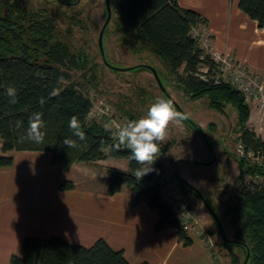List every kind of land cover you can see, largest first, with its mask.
I'll use <instances>...</instances> for the list:
<instances>
[{"label":"trees","instance_id":"1","mask_svg":"<svg viewBox=\"0 0 264 264\" xmlns=\"http://www.w3.org/2000/svg\"><path fill=\"white\" fill-rule=\"evenodd\" d=\"M108 1L111 12L116 11L130 27L134 43L146 47L191 99L206 95L210 108L219 112L226 104L234 106L239 145L245 152H252L261 163L232 155L239 169V181L234 195L224 203L223 215L234 234L232 238L225 235L229 242L221 239V245L227 252L229 264H242L247 252V264H264V140L246 127L250 107L242 96L227 84H214L211 72H202L203 67L211 70L215 64L201 46L199 37L194 36L193 29L206 25L207 20L195 11L181 8L176 0ZM238 9L255 21L259 29H264V0H238ZM54 28L50 17L35 15L20 4L0 0V167L10 166L13 160L6 154L18 151L49 152L52 163L62 168L75 163L125 159L127 171L111 172L106 195L119 193L126 186L130 190L131 207L145 204L156 212L155 231L174 227L183 246H189L191 240L183 233L181 222L164 199L155 176L149 173L138 180L134 171L141 165L130 158L127 146L117 147L112 130L90 117L92 100L86 88L93 84L96 75L92 72L87 75L86 61L74 56L63 42L53 39ZM139 69L144 67L132 68ZM156 71L161 80L160 76L165 74ZM80 72H83L82 78L73 81L71 73ZM9 86L17 89L14 103L6 94ZM36 112L42 113L45 121V137L40 144L25 139L29 117ZM72 116L78 117L86 140L80 141L72 135L68 127ZM18 122H21L20 127H17ZM65 138L75 140L77 146L66 147ZM256 176L261 177L256 185L244 184L246 177ZM174 182L185 196L190 193L197 197L189 187ZM73 188L69 181L57 185L61 191ZM205 199L212 207L206 196ZM217 216L222 224L221 217ZM10 264L129 263L122 251L111 249L103 240L85 248L51 237L47 240L25 238L22 255H13Z\"/></svg>","mask_w":264,"mask_h":264},{"label":"crops","instance_id":"2","mask_svg":"<svg viewBox=\"0 0 264 264\" xmlns=\"http://www.w3.org/2000/svg\"><path fill=\"white\" fill-rule=\"evenodd\" d=\"M176 1L207 20L193 34L199 32L203 38L205 33L210 52L229 54L254 73L264 74V29L238 9V0ZM249 107L248 123L258 133L260 118ZM6 156L13 161L0 167V264H10L13 255H22L25 238L51 237L85 248L103 240L111 249L122 251L129 264H229L223 258L215 262L194 235H187L191 244L185 247L176 228L155 231L156 212L145 204L131 207L126 186L106 195L111 172L127 171L125 159L62 168L52 163L49 152L18 151ZM82 179L85 182L79 183ZM64 181L72 182L74 188L58 190Z\"/></svg>","mask_w":264,"mask_h":264},{"label":"rangeland","instance_id":"3","mask_svg":"<svg viewBox=\"0 0 264 264\" xmlns=\"http://www.w3.org/2000/svg\"><path fill=\"white\" fill-rule=\"evenodd\" d=\"M1 1L20 4L35 15L50 17L53 20L55 26L53 39L63 42L74 56L86 61L87 75L91 72L96 75V80L86 89L89 90L93 104L99 106L102 103L110 107L111 118L105 117L99 120L110 130L113 127L109 121L112 120L120 127L129 120L144 116L150 104L157 97L165 98L147 69L132 70V68L152 66L165 74L160 77L168 87L166 90L189 119L203 131L210 145L209 150H212V156L197 130L182 121L179 124L169 125L167 138L160 143V151L156 160L162 166L163 172L170 177H172L171 166L177 162L176 173L206 196L216 214L221 217L226 237L232 238L234 230L224 217L223 211L224 203L234 195L239 181V169L232 157L235 155L239 158L237 151L239 149L238 120L234 106L226 104L223 111L219 112L210 108L209 98L206 95L191 99L183 88L176 85L173 76L168 75L163 65L146 47L134 43L130 27L126 21L119 18L116 11L111 12L108 27L103 34L104 57L113 68L130 70L114 71L108 68L103 63L98 48V35L107 17L104 0ZM113 3L112 1V8H114ZM202 34L203 38L200 37V42L209 51L210 42L208 38H204L205 33ZM194 36L199 37V32ZM207 50L206 52L211 57L216 54ZM235 62L243 64L237 59ZM206 71L207 68L203 67L202 72L206 73ZM71 74L73 81H79L83 72ZM246 127L253 131L255 128L253 123L248 122ZM255 135L258 136L256 133ZM262 137L264 139V135ZM254 158H256L255 155L250 158L246 156V160L251 163H261V160ZM213 159L212 164L206 166H197L188 162L209 163ZM180 160L181 162L178 163ZM260 181L259 176L246 177L244 184L256 185ZM83 182L85 181L82 179L79 183ZM187 197L199 208L200 224L214 238L219 257L229 262L227 252L221 245L222 238L218 228L202 202L190 193Z\"/></svg>","mask_w":264,"mask_h":264},{"label":"built area","instance_id":"4","mask_svg":"<svg viewBox=\"0 0 264 264\" xmlns=\"http://www.w3.org/2000/svg\"><path fill=\"white\" fill-rule=\"evenodd\" d=\"M203 48L206 49V46H203ZM211 59L215 66L211 70L207 69L206 73L211 72L214 84L224 83L229 85L242 96L248 106L254 108L261 123L256 134L262 137L264 135V74L252 73L243 64L235 62V58L229 54H213ZM110 113L109 106H105L102 103L96 106L92 102L89 113L90 117L96 118L97 120L105 117H109L110 119ZM109 122L113 127L111 129L113 136L117 137L119 126L115 125L112 120ZM238 148L239 158L246 159V156L250 158L254 155L252 152H245L241 145ZM254 159L258 160V158ZM152 168L155 170L150 172V174L155 176L164 199L173 207L174 212L181 222L183 233L186 236L194 235L199 238L204 243L213 260L218 263L220 257L217 244L208 230L201 226L199 208L191 203L188 197L180 191L174 180L163 172V168L158 160H155Z\"/></svg>","mask_w":264,"mask_h":264},{"label":"clouds","instance_id":"5","mask_svg":"<svg viewBox=\"0 0 264 264\" xmlns=\"http://www.w3.org/2000/svg\"><path fill=\"white\" fill-rule=\"evenodd\" d=\"M7 96L15 102L17 89L9 86L6 89ZM188 118V115L178 111L171 98L157 97L147 109L144 116L139 119L129 120L118 128L117 147L126 145L131 152V159H134L141 167L135 169L134 175L141 180L145 175L154 171L152 168L158 158L160 143L167 138V130L170 124H179ZM21 122L17 123V127ZM68 127L72 130V135L80 141L86 140V134L82 130L81 123L76 116H72L68 122ZM45 121L43 114L36 112L29 117L25 139L40 144L45 137ZM63 143L68 148L77 146L75 140L65 138Z\"/></svg>","mask_w":264,"mask_h":264},{"label":"water","instance_id":"6","mask_svg":"<svg viewBox=\"0 0 264 264\" xmlns=\"http://www.w3.org/2000/svg\"><path fill=\"white\" fill-rule=\"evenodd\" d=\"M105 2V6H106V10H107V17H106V20H105V23L104 25L102 26L101 30H100V33L98 35V48H99V52H100V56L103 60V63L108 67L110 68L111 70H114V71H125V70H130V69H117V68H113L111 65L108 64V62L106 61L105 57H104V50H103V34H104V31L109 23V20L111 18V10H110V6H109V1L108 0H104ZM145 69H147L151 75L153 76L156 84L158 85L160 91L162 92L163 96L165 98H171L172 97L170 96V94L168 93V91L166 90V88L163 86L159 76H158V73L156 71V69L152 66H146L144 65L143 66ZM174 101V100H173ZM174 104H175V107L178 111L184 113L182 111V109L180 108V106L174 101ZM187 124H189L192 128H196L197 132L199 133L203 143L205 144L206 148L209 150L210 148V145H209V142H208V139L207 137L205 136V134L203 133V131L191 120L189 119V117L187 119L184 120ZM211 151V149L209 150ZM186 161V160H185ZM214 161V159L209 162V163H202V162H193V161H188L189 163L191 164H194V165H197V166H206V165H210L212 164V162ZM177 163V162H176ZM176 163L172 164L171 166V172H172V177L173 179L176 181V182H179L181 184H183L184 186H187L189 187L198 197V199L202 202L205 210L207 211V213L209 214V216L212 218L213 222L216 224L218 230H219V233L221 235V238L223 240H226L228 241L226 238H225V232H224V229L222 227V224L216 214V212L214 211V209L208 204V202L206 201L205 199V196L204 194L197 190L196 188L192 187L189 183H187L184 179H182L175 171V165ZM240 177H242V173H240ZM229 242V241H228ZM248 258H249V253L247 252L246 254V257L243 261L242 264H247V261H248Z\"/></svg>","mask_w":264,"mask_h":264},{"label":"flooded vegetation","instance_id":"7","mask_svg":"<svg viewBox=\"0 0 264 264\" xmlns=\"http://www.w3.org/2000/svg\"><path fill=\"white\" fill-rule=\"evenodd\" d=\"M212 151V150H211ZM211 151H210V154H211V156H212V153H211Z\"/></svg>","mask_w":264,"mask_h":264}]
</instances>
